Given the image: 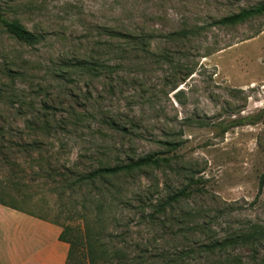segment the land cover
Masks as SVG:
<instances>
[{
    "label": "rangeland",
    "instance_id": "obj_1",
    "mask_svg": "<svg viewBox=\"0 0 264 264\" xmlns=\"http://www.w3.org/2000/svg\"><path fill=\"white\" fill-rule=\"evenodd\" d=\"M260 3L0 0L7 19L41 38L26 45L0 25V201L80 227L82 202L99 194L59 196L50 174L59 181L58 173L150 155L158 166L112 181L128 198L166 196L187 183L190 169L200 188L233 205V226L263 222L264 15L216 24ZM104 27L149 36L128 42ZM80 61L99 66L69 67ZM116 212L121 224L107 231L121 233L119 248L153 239L138 210ZM75 253L87 257L86 249Z\"/></svg>",
    "mask_w": 264,
    "mask_h": 264
},
{
    "label": "trees",
    "instance_id": "obj_2",
    "mask_svg": "<svg viewBox=\"0 0 264 264\" xmlns=\"http://www.w3.org/2000/svg\"><path fill=\"white\" fill-rule=\"evenodd\" d=\"M264 15V3L243 9L238 13L224 17L216 22L221 26H236ZM0 25L14 39L26 45L38 44L41 38L26 29L19 22L7 19L0 11ZM105 35L119 37L128 42L135 38L144 39L149 35L142 31L135 33L130 29H113L104 27ZM145 47V46H144ZM143 50V49H142ZM127 51V49H123ZM99 64L80 61L69 67L80 70L95 71ZM38 130L46 128L47 123ZM40 142L33 143L34 146ZM264 152V151H263ZM158 166V159L145 156L127 163L101 165L90 172L78 174L58 173L53 192L63 196L71 192L92 190L99 194L96 200L91 197L82 202V226L50 220L42 215L24 211L14 204H1L25 212L44 221L60 226L63 231L60 240L74 248L86 249L89 264H264V221L250 220L237 226L228 220L234 211L233 205L223 202L215 194L199 187L194 173H188L186 182L166 196L153 198V193H136L128 198L126 189L112 181L133 178L149 166ZM41 170H48L41 168ZM101 185V187H97ZM264 188V172L260 176V191ZM94 189V190H93ZM96 190V191H95ZM109 196H113L110 200ZM152 196V199H151ZM14 200V199H13ZM255 202H259V198ZM255 204V203H252ZM138 210L142 222L154 231L153 239L146 244L118 247L121 233H108L110 224L119 226L121 220L116 217L117 209ZM122 240V239H121ZM162 247H158V242ZM121 242V241H120ZM150 249L152 251H150ZM132 252V255L130 253Z\"/></svg>",
    "mask_w": 264,
    "mask_h": 264
},
{
    "label": "crops",
    "instance_id": "obj_3",
    "mask_svg": "<svg viewBox=\"0 0 264 264\" xmlns=\"http://www.w3.org/2000/svg\"><path fill=\"white\" fill-rule=\"evenodd\" d=\"M63 229L0 203V264H89L60 240Z\"/></svg>",
    "mask_w": 264,
    "mask_h": 264
}]
</instances>
